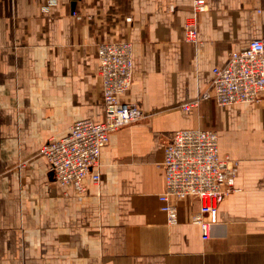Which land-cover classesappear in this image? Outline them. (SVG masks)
<instances>
[{
  "label": "crops",
  "instance_id": "0c3cea01",
  "mask_svg": "<svg viewBox=\"0 0 264 264\" xmlns=\"http://www.w3.org/2000/svg\"><path fill=\"white\" fill-rule=\"evenodd\" d=\"M70 4L0 0V264H264V92L180 108L230 51L264 34V0H207L195 43L183 38L191 0H75V15ZM118 38L132 45L118 99L142 118L109 135L81 195L39 150L78 119L104 118L96 44ZM189 128L215 130L237 165L206 240L192 222L197 198L177 201L174 224L158 198L163 144Z\"/></svg>",
  "mask_w": 264,
  "mask_h": 264
},
{
  "label": "built area",
  "instance_id": "2783aa9c",
  "mask_svg": "<svg viewBox=\"0 0 264 264\" xmlns=\"http://www.w3.org/2000/svg\"><path fill=\"white\" fill-rule=\"evenodd\" d=\"M206 5L207 0H191L190 15L183 26V38L187 42H196L198 15L206 10ZM48 6L49 2L43 9L47 10ZM71 12L75 15L74 10ZM96 57L104 118L98 122L78 119L69 126L66 135L48 137L39 150L48 161L54 180L72 185L81 195L86 191L83 179L97 166L101 147L109 135L142 118V112L134 104L118 99L131 84V42L124 38L99 41ZM211 75L208 87L193 100L181 103V109L190 110L207 98L218 105L258 100L264 92V34L230 51L222 65L211 69ZM161 166L165 189L158 198L167 221L176 223L177 201L193 196L200 206L192 222L199 226L201 238L206 240L210 226L217 221L219 204L233 189L236 162L219 154L215 130L189 128L175 130L163 144ZM92 181L97 183L99 175L93 174Z\"/></svg>",
  "mask_w": 264,
  "mask_h": 264
},
{
  "label": "water",
  "instance_id": "95a60500",
  "mask_svg": "<svg viewBox=\"0 0 264 264\" xmlns=\"http://www.w3.org/2000/svg\"><path fill=\"white\" fill-rule=\"evenodd\" d=\"M74 7H75V0H71V4H70L71 11L74 10Z\"/></svg>",
  "mask_w": 264,
  "mask_h": 264
}]
</instances>
